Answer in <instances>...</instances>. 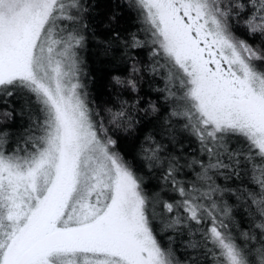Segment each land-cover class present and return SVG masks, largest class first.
I'll use <instances>...</instances> for the list:
<instances>
[{
    "label": "snow or ice",
    "instance_id": "snow-or-ice-1",
    "mask_svg": "<svg viewBox=\"0 0 264 264\" xmlns=\"http://www.w3.org/2000/svg\"><path fill=\"white\" fill-rule=\"evenodd\" d=\"M0 264H264V0H0Z\"/></svg>",
    "mask_w": 264,
    "mask_h": 264
}]
</instances>
